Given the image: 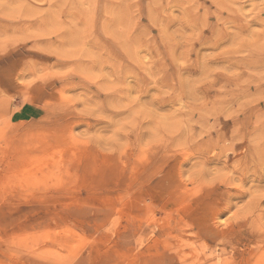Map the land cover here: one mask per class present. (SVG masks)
<instances>
[{"label":"rangeland","instance_id":"374dc122","mask_svg":"<svg viewBox=\"0 0 264 264\" xmlns=\"http://www.w3.org/2000/svg\"><path fill=\"white\" fill-rule=\"evenodd\" d=\"M263 198L264 0H0V264H264Z\"/></svg>","mask_w":264,"mask_h":264},{"label":"bare ground","instance_id":"6f19581e","mask_svg":"<svg viewBox=\"0 0 264 264\" xmlns=\"http://www.w3.org/2000/svg\"><path fill=\"white\" fill-rule=\"evenodd\" d=\"M233 146V145H232ZM248 147H250V145L248 146ZM251 147H252V145H251ZM254 148V147H253ZM232 149V148H231ZM247 149V148H246ZM233 150H234V148H233ZM249 150V149H248ZM254 149H252V151H253ZM250 151V150H249ZM249 151H248V153L247 154H249ZM256 151V150H255ZM263 151V150H262ZM242 152V151H241ZM246 152H247V150H246ZM251 152V151H250ZM221 153V152H220ZM253 153H254V151H253ZM213 154H214V152H213ZM227 154V153H226ZM245 155V154H244ZM251 155V154H250ZM256 156H258V155H256ZM255 156V157H256ZM236 157V156H235ZM239 157V156H238ZM242 157H245V156H242ZM250 157V156H249ZM252 157V156H251ZM247 158V157H246ZM211 159V158H210ZM245 159V158H244ZM245 160H248V159H245ZM244 161V160H243ZM253 161V160H252ZM251 161V162H252ZM244 162H246V161H244ZM248 163H250V162H248ZM244 164V163H243ZM242 164V165H243ZM246 165V164H245ZM245 165H243L244 166V168H245ZM250 165V164H249ZM248 171V170H247ZM241 172H242V170H241ZM240 174V173H239ZM258 175H259V173H257ZM261 174V173H260ZM242 176H243V174H242ZM261 177V176H260ZM220 178V177H219ZM219 178H218V180H219ZM225 178V177H224ZM244 178V177H243ZM262 178H263V176H262ZM227 179V178H226ZM240 179V178H239ZM251 179H253V177L251 178ZM255 179V178H254ZM215 180H217L216 178H215ZM223 180V179H222ZM230 180V179H229ZM232 180H233V178H232ZM258 180V179H257ZM256 181V180H255ZM244 183H245V181H243ZM257 182V181H256ZM260 182V181H259ZM222 183V182H221ZM247 183V182H246ZM229 184V183H228ZM223 185V184H222ZM234 185V184H233ZM243 185V184H242ZM212 187H213V185H211ZM241 188V187H240ZM237 189H238V187H237ZM242 189H244V186H242ZM239 190V189H238ZM241 190V189H240ZM241 192V191H240ZM240 192H238V193H240ZM247 192V191H246ZM252 192V194L254 193L253 191H251ZM262 192V191H261ZM235 194H237V193H234V195ZM241 194V193H240ZM251 194V195H252ZM232 195V194H231ZM231 195H230V197H231ZM238 195V194H237ZM233 196V195H232ZM235 197V196H234ZM238 197V196H237ZM228 199H230V198H228ZM232 199V198H231ZM234 199V198H233ZM264 199V198H263ZM228 202V201H227ZM229 202H231V201H229ZM224 204H226V205H228L227 203H224ZM260 204H261V202H260ZM230 206V205H229ZM248 208L251 206H249V203H248ZM226 207H228V206H226ZM224 208H225V206H224ZM247 208V207H246ZM257 208H258V206H257ZM227 209V208H226ZM242 211V210H241ZM245 211V210H244ZM247 211V210H246ZM255 212H256V210H255ZM260 212V211H259ZM244 214H246V212L244 213ZM253 214H254V212H253ZM240 215V214H239ZM261 215V214H260ZM244 216H246V215H244ZM240 217V216H239ZM249 217V216H248ZM235 218H237V216L235 217Z\"/></svg>","mask_w":264,"mask_h":264}]
</instances>
